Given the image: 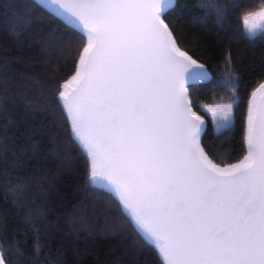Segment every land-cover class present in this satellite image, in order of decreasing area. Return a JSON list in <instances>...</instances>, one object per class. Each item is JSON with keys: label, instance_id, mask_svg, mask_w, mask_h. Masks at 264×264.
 <instances>
[{"label": "snow or ice", "instance_id": "6c2138e0", "mask_svg": "<svg viewBox=\"0 0 264 264\" xmlns=\"http://www.w3.org/2000/svg\"><path fill=\"white\" fill-rule=\"evenodd\" d=\"M39 2L83 45L58 99L87 155L90 186L116 197L163 264H264V83L251 93L246 154L221 166L201 146L205 120L188 88L210 73L181 50L165 22L174 0ZM240 7L238 0L223 7L201 0L206 19L220 24ZM241 23L247 38L264 35V0ZM222 83L231 101L203 106L217 129L230 127L238 103L236 78ZM36 235L33 264H52L40 259Z\"/></svg>", "mask_w": 264, "mask_h": 264}, {"label": "trees", "instance_id": "16d2710c", "mask_svg": "<svg viewBox=\"0 0 264 264\" xmlns=\"http://www.w3.org/2000/svg\"><path fill=\"white\" fill-rule=\"evenodd\" d=\"M238 3L222 24L206 19L201 0H174L165 19L181 50L210 73L188 88L205 120L201 146L221 166L246 154L251 93L264 83V35L247 38L241 23L260 0ZM82 48L73 29L37 0H0V253L6 264L21 257L33 264L38 232L40 259L52 264H163L125 221L116 197L88 182L87 155L58 99ZM230 74L238 103L230 127L216 132L203 106L231 101L222 83Z\"/></svg>", "mask_w": 264, "mask_h": 264}, {"label": "rangeland", "instance_id": "374dc122", "mask_svg": "<svg viewBox=\"0 0 264 264\" xmlns=\"http://www.w3.org/2000/svg\"><path fill=\"white\" fill-rule=\"evenodd\" d=\"M214 105V104H213ZM209 106H211V105H209ZM203 110L205 111V109H204V107H203ZM206 112V111H205ZM207 113V112H206ZM249 114V113H248ZM207 115L211 118V116H210V114L209 113H207ZM212 119V118H211ZM232 120H233V117H232ZM213 121V120H212ZM247 123H248V118H247ZM213 125H214V130L216 131V132H218V131H221V130H223V129H217V127H216V124L213 122Z\"/></svg>", "mask_w": 264, "mask_h": 264}, {"label": "water", "instance_id": "95a60500", "mask_svg": "<svg viewBox=\"0 0 264 264\" xmlns=\"http://www.w3.org/2000/svg\"><path fill=\"white\" fill-rule=\"evenodd\" d=\"M38 2H39V0H37ZM40 3V2H39ZM198 81H200V80H198ZM198 81H193V82H191L190 84H192V83H196V82H198ZM189 84V85H190ZM189 85H188V87H189Z\"/></svg>", "mask_w": 264, "mask_h": 264}]
</instances>
